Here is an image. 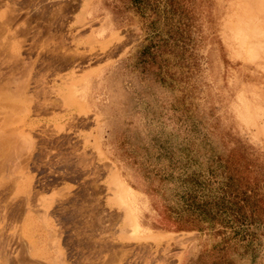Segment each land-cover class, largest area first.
<instances>
[{
    "label": "rangeland",
    "instance_id": "obj_1",
    "mask_svg": "<svg viewBox=\"0 0 264 264\" xmlns=\"http://www.w3.org/2000/svg\"><path fill=\"white\" fill-rule=\"evenodd\" d=\"M0 264H264V0H0Z\"/></svg>",
    "mask_w": 264,
    "mask_h": 264
},
{
    "label": "trees",
    "instance_id": "obj_2",
    "mask_svg": "<svg viewBox=\"0 0 264 264\" xmlns=\"http://www.w3.org/2000/svg\"><path fill=\"white\" fill-rule=\"evenodd\" d=\"M199 187H200V184H199ZM189 199H191V202H194V200H195V197H193V198H191V197H189ZM194 199V200H193ZM240 201H242V202H244V203H248V200L246 199V198H244V199H241ZM202 203H204V202H201L199 205H198V203H197V205H196V211H198V213L201 215V216H203L205 219H210V220H212V219H214L215 217L214 216H218V217H222V215H225V214H228V213H230V211L232 210L230 207L229 208H227V209H225V208H219L218 206H216V205H213V208H210L209 206H204ZM194 204L192 203V205L191 206H193ZM231 205H234V207H236V203H234V204H231ZM237 212H238V214H239V218H243L244 217V214L242 213V209H241V207H239L238 208V210H236ZM237 219L236 220V222L237 223H240L241 225L243 224L241 221H240V219ZM243 219H245V217L243 218Z\"/></svg>",
    "mask_w": 264,
    "mask_h": 264
},
{
    "label": "bare ground",
    "instance_id": "obj_3",
    "mask_svg": "<svg viewBox=\"0 0 264 264\" xmlns=\"http://www.w3.org/2000/svg\"><path fill=\"white\" fill-rule=\"evenodd\" d=\"M111 168V167H110ZM112 170V169H111ZM112 174V173H111ZM113 177H115V176H113ZM122 192V191H121ZM124 192V191H123ZM121 198H123V199H125L126 200V196H124V197H121ZM150 239V238H149Z\"/></svg>",
    "mask_w": 264,
    "mask_h": 264
}]
</instances>
